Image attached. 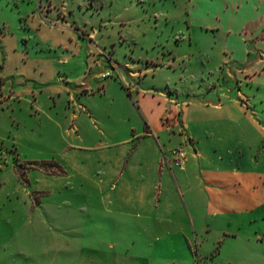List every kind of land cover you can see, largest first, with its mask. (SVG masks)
<instances>
[{"label":"rangeland","instance_id":"374dc122","mask_svg":"<svg viewBox=\"0 0 264 264\" xmlns=\"http://www.w3.org/2000/svg\"><path fill=\"white\" fill-rule=\"evenodd\" d=\"M188 9L0 0V264H264L263 189L230 179L215 205L168 165L162 180L149 169L158 139L146 123L168 125L152 110L158 92L199 88L215 68L188 40ZM149 88L155 99H142ZM173 131L159 133V160L189 150ZM126 163L144 207L123 197Z\"/></svg>","mask_w":264,"mask_h":264},{"label":"crops","instance_id":"0c3cea01","mask_svg":"<svg viewBox=\"0 0 264 264\" xmlns=\"http://www.w3.org/2000/svg\"><path fill=\"white\" fill-rule=\"evenodd\" d=\"M186 1L188 40L199 45L208 60L215 59V68H204L210 78L176 97L159 91L160 98L155 99L151 88L143 89L141 98L151 93L156 101L152 110L168 121L157 127L147 116L146 133L151 138L157 134L158 139L152 151L156 160L149 169L155 166L164 178L165 165L159 157L165 148L159 133L177 128L168 139L178 133L189 150L183 167L170 171L180 188L191 192L190 181L195 180L198 189L220 205L231 180L248 191L264 190V0ZM138 102L146 115L152 112L144 110L141 99ZM133 170L126 163L119 175L125 181L123 197L144 207L142 187L131 197Z\"/></svg>","mask_w":264,"mask_h":264},{"label":"built area","instance_id":"2783aa9c","mask_svg":"<svg viewBox=\"0 0 264 264\" xmlns=\"http://www.w3.org/2000/svg\"><path fill=\"white\" fill-rule=\"evenodd\" d=\"M110 74L108 72L102 73L101 77L107 78ZM187 158V152L183 146L175 147L170 152H164L162 160L163 165H168L169 168H182Z\"/></svg>","mask_w":264,"mask_h":264}]
</instances>
